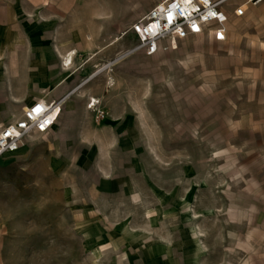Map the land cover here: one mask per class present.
Listing matches in <instances>:
<instances>
[{
    "label": "rangeland",
    "instance_id": "374dc122",
    "mask_svg": "<svg viewBox=\"0 0 264 264\" xmlns=\"http://www.w3.org/2000/svg\"><path fill=\"white\" fill-rule=\"evenodd\" d=\"M48 1L0 0L17 21L0 29V69L35 83L47 69L44 98L80 85L52 130L0 155V264H264L250 29L147 56L128 26L163 0Z\"/></svg>",
    "mask_w": 264,
    "mask_h": 264
},
{
    "label": "built area",
    "instance_id": "2783aa9c",
    "mask_svg": "<svg viewBox=\"0 0 264 264\" xmlns=\"http://www.w3.org/2000/svg\"><path fill=\"white\" fill-rule=\"evenodd\" d=\"M263 0H163L131 23L129 31L137 37L132 51L151 56L175 48L178 40L190 36H208L214 41L226 37L228 10L241 16L246 6ZM67 96L48 102L37 100L26 107L21 118L0 129V155L19 148L31 132L46 133L58 119ZM98 104L90 98L87 107ZM103 113V112H102Z\"/></svg>",
    "mask_w": 264,
    "mask_h": 264
},
{
    "label": "crops",
    "instance_id": "0c3cea01",
    "mask_svg": "<svg viewBox=\"0 0 264 264\" xmlns=\"http://www.w3.org/2000/svg\"><path fill=\"white\" fill-rule=\"evenodd\" d=\"M73 4L75 0H56L52 2H47L48 7H52L54 9H61L66 6V4ZM1 9V8H0ZM49 8H47L48 10ZM87 12V11H86ZM3 14V10H0V29H15L17 28V21L15 19H7ZM242 21V24L250 29V34L246 39L247 43L250 45L251 52V65H250V73L253 78L252 82L256 83L257 93L264 94V0L259 2L256 5L246 6L244 8L243 14L241 16H235L232 13V10H228V21L226 24L227 32L226 37L228 36L229 30L235 28V24L239 21ZM56 26H59V22L56 21ZM131 25V24H130ZM128 26V29L130 27ZM215 41V42H224L225 41ZM214 41V40H213ZM21 48L12 47L10 51L11 56L9 60L15 64L19 62L23 58L17 57V53ZM71 50L63 51L62 56L64 58L65 54ZM14 56V57H13ZM12 66V63L10 64ZM64 67V66H63ZM63 70H66L65 67ZM30 71L27 69H20L16 67H10L7 69H0V128L6 126L7 124L13 123L19 118L22 117L23 111L26 107L31 105L33 102L37 100H42L45 102L51 100L60 99L63 96H67L74 91H77L78 87H75L71 91H64L59 96H50L44 98L42 89L46 86L50 85V81L48 77V70L42 69L40 71L41 78L46 77L44 79H40L37 83L33 82L31 79H26L27 75L30 74ZM91 75L89 76V78ZM88 80V79H87ZM63 86H67L66 82H63ZM8 88V89H7ZM70 88V87H69ZM90 98H95L93 95L87 98V102ZM65 100L62 104V108L58 119L53 124L50 130L54 128L57 124L64 106ZM99 103L96 105L99 106ZM86 108H88L86 106ZM89 109V108H88ZM49 130V131H50ZM48 131V132H49Z\"/></svg>",
    "mask_w": 264,
    "mask_h": 264
},
{
    "label": "bare ground",
    "instance_id": "6f19581e",
    "mask_svg": "<svg viewBox=\"0 0 264 264\" xmlns=\"http://www.w3.org/2000/svg\"><path fill=\"white\" fill-rule=\"evenodd\" d=\"M162 2V1H160ZM177 47V46H176ZM75 51H69L65 54L64 58H63V61L66 63L63 64V66L68 69L69 68V65L72 63V59H73V55H74Z\"/></svg>",
    "mask_w": 264,
    "mask_h": 264
}]
</instances>
